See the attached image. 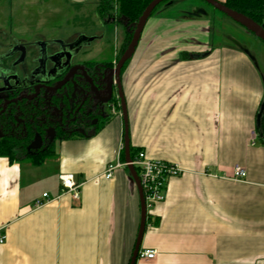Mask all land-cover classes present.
<instances>
[{
	"label": "crops",
	"instance_id": "crops-1",
	"mask_svg": "<svg viewBox=\"0 0 264 264\" xmlns=\"http://www.w3.org/2000/svg\"><path fill=\"white\" fill-rule=\"evenodd\" d=\"M211 31L206 18L151 16L121 72L130 152L183 170L146 217L140 250L155 258L135 264H264V49ZM118 161V113L40 164L0 157V264H129L140 203L126 168L105 179ZM63 175L80 185L78 202Z\"/></svg>",
	"mask_w": 264,
	"mask_h": 264
},
{
	"label": "flooded vegetation",
	"instance_id": "flooded-vegetation-1",
	"mask_svg": "<svg viewBox=\"0 0 264 264\" xmlns=\"http://www.w3.org/2000/svg\"><path fill=\"white\" fill-rule=\"evenodd\" d=\"M77 41L0 35V154L8 160L50 156L61 142L95 134L120 110L111 84L118 61L93 58Z\"/></svg>",
	"mask_w": 264,
	"mask_h": 264
},
{
	"label": "rangeland",
	"instance_id": "rangeland-1",
	"mask_svg": "<svg viewBox=\"0 0 264 264\" xmlns=\"http://www.w3.org/2000/svg\"><path fill=\"white\" fill-rule=\"evenodd\" d=\"M217 1L221 3L224 0ZM102 6L91 0L84 3L74 0H0V35L11 33L65 40L87 38L91 40L82 46L93 58L101 53L103 60L117 62L134 29L126 30L120 24L118 14L114 15ZM157 15L206 18L214 42H233L253 52L257 51L256 48L264 49V43L201 0H168L159 5L151 16ZM147 43L148 36L145 35L141 45L146 46Z\"/></svg>",
	"mask_w": 264,
	"mask_h": 264
},
{
	"label": "built area",
	"instance_id": "built-area-1",
	"mask_svg": "<svg viewBox=\"0 0 264 264\" xmlns=\"http://www.w3.org/2000/svg\"><path fill=\"white\" fill-rule=\"evenodd\" d=\"M77 3H84L89 0H74ZM95 1L98 5L106 6L110 12L116 15L118 7L121 0H91ZM118 113L120 115V110H112V114ZM257 135L253 131L251 133V145H254V141ZM131 165L135 169L137 176L139 178L140 186L143 193V199L146 209V215H148L154 207L163 202L165 199L166 185L169 179L179 177L183 170L176 164L152 160L145 156L141 151L137 152L133 158H131ZM127 164L124 162H116L113 165H109L105 172V179H111L115 170L119 168H126ZM234 177L236 179H242L245 176V172L240 167L234 169ZM61 182V188L64 192L70 194L74 202H78L79 188L80 185L77 184L71 175H63L59 177ZM42 198H47L46 194L42 195ZM48 203V201L43 202V200H36L33 207L39 208ZM6 241V236L0 232V245L4 244ZM156 252L153 250H139L137 259L149 261L154 259Z\"/></svg>",
	"mask_w": 264,
	"mask_h": 264
},
{
	"label": "water",
	"instance_id": "water-1",
	"mask_svg": "<svg viewBox=\"0 0 264 264\" xmlns=\"http://www.w3.org/2000/svg\"><path fill=\"white\" fill-rule=\"evenodd\" d=\"M168 0H153L143 11L141 16L139 17L138 21L133 25L134 31L131 37V40L125 49L122 56L119 58L116 66L114 69L111 70V77L112 79L111 84L115 85L117 87L118 91V98H119V108H120V115L123 122V151H124V163L127 164L126 169L128 170L132 182L135 184L138 192L139 197V203H140V224H139V230L138 235L136 237V241L134 244V249L132 252V256L130 259L129 264H135L137 260V255L140 250L141 241L146 225V209L143 199V193L140 186L139 178L137 176V173L135 169L131 165V155H130V146H129V135H128V118H127V110L125 105V100L122 92L121 82H120V74L121 70L125 66V64L132 58L135 49L140 41L142 32L145 28V25L149 18L151 17L154 10L161 5L162 3L166 2ZM205 4L211 6L213 9L221 13L222 15L226 16L227 18L231 19L233 22L241 26L243 29H245L247 32L252 34L254 37H256L258 40H260L262 43H264V26L258 25L257 23L253 22L251 19L247 18L246 16L237 13L229 8H227L222 3L216 1V0H201ZM91 39L87 38H80L77 41V44H81L84 42H89ZM264 110V100L261 105V112Z\"/></svg>",
	"mask_w": 264,
	"mask_h": 264
},
{
	"label": "trees",
	"instance_id": "trees-1",
	"mask_svg": "<svg viewBox=\"0 0 264 264\" xmlns=\"http://www.w3.org/2000/svg\"><path fill=\"white\" fill-rule=\"evenodd\" d=\"M152 1L153 0H121L117 11V18H120L121 21L120 24L123 25L126 30L134 29L133 25L138 21L145 8ZM221 3L227 8L246 16L258 25L264 26V0H224ZM259 131L264 136V127L261 123ZM135 154L136 153L131 151V158H133ZM0 157H4V155L0 154ZM45 158L46 156H43L41 159L31 162V164H40Z\"/></svg>",
	"mask_w": 264,
	"mask_h": 264
}]
</instances>
